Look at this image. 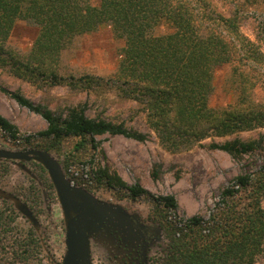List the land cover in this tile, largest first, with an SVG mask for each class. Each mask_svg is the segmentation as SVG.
Returning <instances> with one entry per match:
<instances>
[{
  "label": "trees",
  "instance_id": "trees-1",
  "mask_svg": "<svg viewBox=\"0 0 264 264\" xmlns=\"http://www.w3.org/2000/svg\"><path fill=\"white\" fill-rule=\"evenodd\" d=\"M226 1L252 4L257 0ZM241 19L237 11L228 15L218 12L208 0H98L97 4L91 0H0V67L34 84L100 86L93 80L59 77L56 64L76 37L108 25L115 38L124 43L111 86L121 97L141 105L138 111L144 114L160 145L173 153L189 150L209 138L207 149L239 160L256 151L264 152L262 135L226 139L264 128V104L253 98L257 86L264 88V51L240 31ZM17 21L38 29L25 57L4 48ZM162 24L169 31L155 34ZM225 66L230 67L234 100L225 108L215 109L209 105L214 74ZM0 92L46 122L44 130L22 140L23 145L33 144L36 150L60 153L63 141L73 138L72 156L79 160L77 155L82 150L98 149L97 136L118 135L140 143L148 138L125 123L88 117L85 102L55 113L1 84ZM0 130L18 140L16 126L1 115ZM72 158L64 160V170L75 164ZM92 158L93 153L91 164ZM90 168L97 185L126 190L131 199L148 194L138 184L128 186L108 166L94 163ZM38 171L52 190L45 169L38 165ZM2 172H7L6 168ZM161 173L160 164H154L150 177L158 180ZM26 206L35 216L33 207ZM176 207L172 196L153 198L148 219L159 225L165 238L156 264H257L264 255V166L229 180L207 219L193 216L181 223L170 221L167 211ZM0 264H44L36 230L4 199L0 200Z\"/></svg>",
  "mask_w": 264,
  "mask_h": 264
},
{
  "label": "rangeland",
  "instance_id": "rangeland-1",
  "mask_svg": "<svg viewBox=\"0 0 264 264\" xmlns=\"http://www.w3.org/2000/svg\"><path fill=\"white\" fill-rule=\"evenodd\" d=\"M97 1L91 0L93 4H97ZM208 1L224 15L233 11L241 14L240 31L264 51V34L262 33L264 0H257L252 4L244 1L235 3L226 0ZM168 31L166 24H162L155 29V34L160 35ZM37 33L36 26L17 21L4 48L15 52L20 57H25ZM123 44V40L115 38L108 25H103L94 32L76 37L59 55L56 64L59 77L66 78L68 81L69 79L93 80L100 82V86L72 88L64 83L61 85H51L46 82L34 84L13 75L8 68L2 67H0V84L10 91H19L34 104H42L55 113H63L68 107L85 102L88 107L86 111L88 117L99 116L113 123H125L127 127L148 134L147 140L143 143L118 135L97 136L95 140L99 144L98 149L94 152L89 148L85 150L86 152L82 150V153L77 155L79 160L74 159L76 156H72V153L74 154L72 146L76 141L73 138L63 141L60 153L53 151L47 153L56 161L62 174L72 186L85 192L95 204L98 203L103 207L105 221L108 224L114 223L110 231H119L120 229H117L119 224L135 223L140 229L145 223L162 235L155 223H148L150 221L148 214L153 207L154 197L172 196L174 198L176 209L167 211L170 221L181 223L193 216L207 219L214 203L218 200L220 191L229 180L236 175L254 172L264 166V152L256 151L244 155L239 160H234L222 151L207 149L206 145L211 140L209 138L201 145H195L189 150L173 153L165 150L154 131L147 125L144 114L138 111L141 105L121 97L111 86V78L119 61ZM230 74L229 66L215 71L214 90L209 98V105L212 108L222 109L233 102L234 93L230 87ZM254 91L255 101L264 104L263 86H257ZM0 115L18 129L16 141L0 130V149L6 151L34 149L33 144L32 146L23 145L22 140L44 130L46 122L38 114L19 106L1 92ZM260 135L264 139V128L239 132L226 139L237 137L247 140ZM212 139L217 142L223 141L220 138ZM92 153L93 163L91 164L89 159ZM66 158H72L75 164H70L64 170L62 164ZM17 163L24 164L34 178L17 167ZM94 163L108 166L110 170L116 171L128 186L138 184L148 194L131 199L126 190L108 189L97 185L91 176L90 167L94 166ZM154 164H160L162 172L160 178L155 181L150 177V170ZM38 165L41 164L35 160L5 161L0 158V193H12L29 207H33L39 222L37 235L41 244L43 263L58 264L63 256V251L58 249L63 242L64 217L54 188L52 186L50 190L42 180ZM5 168L7 172L3 174L2 171ZM176 173H179L177 180ZM2 199L0 196V200ZM146 229L149 230L147 227ZM109 230L105 229L107 234ZM107 234L96 233L92 241L93 256L104 255V251H108L113 257L125 255L124 251L114 248L112 237ZM257 264H264V255L258 259Z\"/></svg>",
  "mask_w": 264,
  "mask_h": 264
},
{
  "label": "flooded vegetation",
  "instance_id": "flooded-vegetation-1",
  "mask_svg": "<svg viewBox=\"0 0 264 264\" xmlns=\"http://www.w3.org/2000/svg\"><path fill=\"white\" fill-rule=\"evenodd\" d=\"M91 206H97L101 210L103 207L98 203L95 204L94 201H90ZM91 211V210H90ZM89 220H96V217L88 215V220H82L81 223L75 222L74 227L78 229L72 230V235L67 236L69 232L66 227V222L63 220L62 235L63 242L62 246H59V251H63V256L60 259L58 264H156L162 255L161 248L163 243H165L164 235L161 231V228L158 226L159 231L162 235L158 234L156 229H153L152 226L144 225L139 229L135 223L131 225H122L119 224L117 229L119 231H110L113 224H108L105 221V216L102 218V221L96 231H91L92 227H95L97 224L92 223ZM149 224L154 222L149 221ZM122 226V227H121ZM149 230L146 229V227ZM121 227V228H119ZM108 228V234L105 229ZM91 231V232H90ZM105 233L112 237L114 248L117 250L124 251L125 255L113 257L108 251H104V255H96L95 257L92 254V241L96 236V233ZM85 236L87 237L85 239ZM67 243L71 244V251L68 250ZM56 245V244H55ZM118 245V246H117ZM58 247V246H57ZM86 252L84 253V250ZM108 252V253H106ZM83 253V254H82Z\"/></svg>",
  "mask_w": 264,
  "mask_h": 264
},
{
  "label": "water",
  "instance_id": "water-1",
  "mask_svg": "<svg viewBox=\"0 0 264 264\" xmlns=\"http://www.w3.org/2000/svg\"><path fill=\"white\" fill-rule=\"evenodd\" d=\"M0 158L4 160H19L27 162L35 160L42 165L54 188L58 202L60 203L64 221L66 222V227L69 231L67 236L72 235V230L78 229V227H74L73 224L75 222L81 223L84 219L88 220V215L96 217V220L89 221L97 223L95 227H92L90 230L96 231L98 229L102 218L105 216L104 211L97 206L90 205V201H93V199L82 190L72 186L68 180H66L59 165L47 152L36 149H25L22 151H6L0 149ZM16 165L30 177L34 178L24 164L17 163ZM0 196L4 200L10 201L15 210L18 211L38 233L39 222L25 203H23L18 197H15L12 193H0ZM86 238L87 237L85 236V239ZM71 244L72 243H67L69 251H71ZM85 252L86 249L84 250V253Z\"/></svg>",
  "mask_w": 264,
  "mask_h": 264
}]
</instances>
